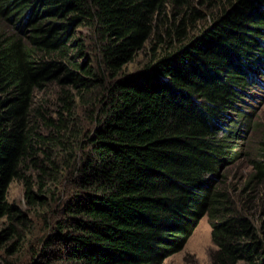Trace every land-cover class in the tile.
Segmentation results:
<instances>
[{
	"label": "trees",
	"instance_id": "trees-1",
	"mask_svg": "<svg viewBox=\"0 0 264 264\" xmlns=\"http://www.w3.org/2000/svg\"><path fill=\"white\" fill-rule=\"evenodd\" d=\"M261 68L264 0H0V237L14 248L29 224L9 183L43 204L63 152L72 193L32 264H161L202 217L211 264H264V131L247 174L227 177L258 127L246 98Z\"/></svg>",
	"mask_w": 264,
	"mask_h": 264
},
{
	"label": "rangeland",
	"instance_id": "rangeland-1",
	"mask_svg": "<svg viewBox=\"0 0 264 264\" xmlns=\"http://www.w3.org/2000/svg\"><path fill=\"white\" fill-rule=\"evenodd\" d=\"M80 33L87 37L89 34L85 30H80ZM83 37V38H84ZM84 41L88 43V49L92 51L93 44L88 41L87 38H84ZM149 46H145L141 51L136 53L133 59L123 66V73H131L139 70L149 58ZM88 55L93 56L94 52H89ZM259 80H255V84L249 87V94L251 98H246V103L248 104V113L252 122H254L258 127H255L254 130H248L245 134L244 139L240 142V147L242 150V155L238 158L234 166H232L227 172V177H234V181L240 180V175L245 176L249 171L248 161L256 157L257 142L260 141V136L264 131V68L259 70ZM52 92L51 88L44 90L38 94L39 99L45 101V107L50 111L55 109L54 98L51 97ZM91 109V108H90ZM88 109V111H91ZM87 111L86 108L82 106L76 107L74 111V123H76V128L79 127V130H83L87 127L89 119L85 114ZM76 140H80L79 137H76ZM72 150H68L72 155L76 154L75 144H72ZM78 154V152H77ZM64 153L62 152L57 156V166L59 172L56 174V178H61L53 185L48 186V191L41 196H44L43 204H34L28 206L23 198V187L19 179H13L6 190L5 193V202L7 204H12L16 206L21 213L25 216L28 221V227L23 229L18 228L17 232L22 233L21 240L17 246L10 248V245L16 241L15 237H0V264H32L31 258L34 250H38V240L42 239L47 231V224L52 223L55 219H58L60 216L58 214V206L60 201H62L66 196H69L72 193V184L70 181L64 179V169L65 162L63 160ZM24 175L33 176L34 173L31 171H24ZM228 178V179H229ZM35 195H38L35 188L32 190ZM7 220L6 217L0 218V233L6 228ZM214 249L210 241V229L206 221V217H202L196 224L191 235L186 240L182 249L167 257L162 261L161 264H211L209 259L210 252ZM237 264H243L238 262Z\"/></svg>",
	"mask_w": 264,
	"mask_h": 264
}]
</instances>
